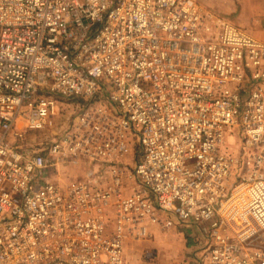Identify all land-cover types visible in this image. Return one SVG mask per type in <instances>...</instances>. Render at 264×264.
Returning <instances> with one entry per match:
<instances>
[{
  "label": "built area",
  "instance_id": "built-area-1",
  "mask_svg": "<svg viewBox=\"0 0 264 264\" xmlns=\"http://www.w3.org/2000/svg\"><path fill=\"white\" fill-rule=\"evenodd\" d=\"M152 228L264 264V42L195 0H0V264H126Z\"/></svg>",
  "mask_w": 264,
  "mask_h": 264
},
{
  "label": "rangeland",
  "instance_id": "rangeland-1",
  "mask_svg": "<svg viewBox=\"0 0 264 264\" xmlns=\"http://www.w3.org/2000/svg\"><path fill=\"white\" fill-rule=\"evenodd\" d=\"M204 10H212L217 14L225 16L230 20H234L239 26L243 25V12L248 20L252 22L248 25V29L257 38H262L259 35L258 29L264 31V0H195ZM69 115L73 114V110L69 107ZM68 115V116H69ZM74 117L71 118L73 120ZM30 143H39L40 136L38 134H29ZM230 144L229 141H227ZM65 170V169H64ZM69 169L66 177L60 178L62 182L66 179H83V167H78L74 172ZM126 168V172H130ZM66 172V170H65ZM105 225L107 228H113V219L107 216ZM189 233L182 231L178 233L162 232L158 228H152L150 236L144 240L124 242V258L126 264H189V249L193 242L188 238ZM187 244V246H186Z\"/></svg>",
  "mask_w": 264,
  "mask_h": 264
},
{
  "label": "crops",
  "instance_id": "crops-1",
  "mask_svg": "<svg viewBox=\"0 0 264 264\" xmlns=\"http://www.w3.org/2000/svg\"><path fill=\"white\" fill-rule=\"evenodd\" d=\"M207 11H209V12H213L212 10H207ZM213 13H215L216 15H218V16H220L221 18H223V19H225L226 21H229L230 23H233V24H235V25H238L237 23H235V21L234 20H230L229 18H227V17H225V16H222V15H220V14H217L216 12H213ZM243 25L245 26V27H247V29H248V25L252 22V20L250 19V20H248L247 19V17H246V15H245V13L243 12ZM239 26V25H238ZM239 27H241V26H239ZM242 29H244L245 31H247L249 34H251L253 37H255L256 39H258V40H262V38L260 39V38H257L256 36H254L249 30H247L246 28H244V27H241ZM259 35H262L263 36V38H264V31L262 30V29H258V32H257ZM261 42H264V40L263 41H261ZM231 139V138H230ZM230 139H228V140H230ZM75 170H72V172H73V176H76V172H74ZM66 181H67V179H66ZM186 246H187V244H186Z\"/></svg>",
  "mask_w": 264,
  "mask_h": 264
}]
</instances>
